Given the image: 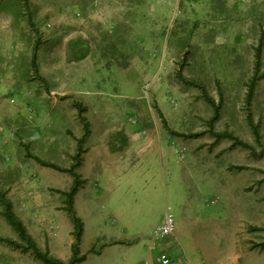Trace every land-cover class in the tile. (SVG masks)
Here are the masks:
<instances>
[{
  "label": "rangeland",
  "instance_id": "rangeland-1",
  "mask_svg": "<svg viewBox=\"0 0 264 264\" xmlns=\"http://www.w3.org/2000/svg\"><path fill=\"white\" fill-rule=\"evenodd\" d=\"M0 191L62 262L154 263L167 210L186 264H264V0H0Z\"/></svg>",
  "mask_w": 264,
  "mask_h": 264
},
{
  "label": "trees",
  "instance_id": "trees-1",
  "mask_svg": "<svg viewBox=\"0 0 264 264\" xmlns=\"http://www.w3.org/2000/svg\"><path fill=\"white\" fill-rule=\"evenodd\" d=\"M259 55H260V49L257 48L256 52H255V69L256 71L259 69L258 68V59H259ZM32 65L34 67V69L36 68L35 66V62L34 60H32ZM252 87H253V82L250 86V92L248 93V97H250L251 92H252ZM164 124V121H163ZM172 135H175L173 132H170ZM222 135L224 137H230L231 135L228 133H222ZM241 143V142H239ZM243 144V143H241ZM36 162L38 163H44L42 160H40L37 157L33 158ZM43 165H49L52 166L58 170H60V168H58L57 166L53 165V164H43ZM64 171V170H63ZM70 174L72 173L73 176H75V174L73 173L72 170L68 171ZM76 177V176H75ZM77 179H75L71 189L67 192H63V195L67 197V202H68V215L70 220L73 223L74 226V235H75V242H79L80 240V236H81V232H82V222L81 220L75 215L73 206H72V198L73 195L75 193L76 187H77ZM0 207L2 208L0 214L1 216L8 222L9 226L13 229V231L16 233L17 237L19 240H21L22 244H20L19 247H24V249H28L31 250L32 255L37 258L38 260H40L42 263L44 264H76L78 263V261L83 260L84 256L81 255L79 256V254L77 253V247H76V243L72 244L71 246V251H72V255L70 257V259L67 262H62L59 259L53 258L51 256L48 255L47 252H41L36 245L34 244V242L32 241V239L30 238V236L28 234H26L24 228L22 227L21 223L19 222V220L16 218L15 214L12 212L11 210V204L10 201L5 197L4 192L0 191ZM5 241L4 238L0 237V242ZM10 241V240H8ZM16 243V242H13ZM24 243V245H23Z\"/></svg>",
  "mask_w": 264,
  "mask_h": 264
},
{
  "label": "built area",
  "instance_id": "built-area-1",
  "mask_svg": "<svg viewBox=\"0 0 264 264\" xmlns=\"http://www.w3.org/2000/svg\"><path fill=\"white\" fill-rule=\"evenodd\" d=\"M175 232V221L173 215L169 211H164L161 222L156 225L151 231V240L161 241L170 238ZM151 244V243H150ZM186 258H178L171 256L168 251L162 250L156 255L155 262L151 264H186ZM144 264H149L145 261ZM201 264V263H197Z\"/></svg>",
  "mask_w": 264,
  "mask_h": 264
},
{
  "label": "crops",
  "instance_id": "crops-1",
  "mask_svg": "<svg viewBox=\"0 0 264 264\" xmlns=\"http://www.w3.org/2000/svg\"><path fill=\"white\" fill-rule=\"evenodd\" d=\"M167 239H165L164 243H162L160 245V248L162 247L161 250L163 249V247H168L169 248L168 252H169L170 255H172L174 257L181 256L182 255V251H180L179 247H177L176 244L172 243V238L170 237L168 240ZM147 252H148L149 256H148V259L146 261H149V264H151L150 263V262H152L151 261V259H152V245L151 244L147 245ZM184 253H186V252H184Z\"/></svg>",
  "mask_w": 264,
  "mask_h": 264
}]
</instances>
